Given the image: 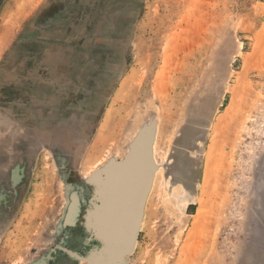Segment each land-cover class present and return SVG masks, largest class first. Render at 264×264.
Masks as SVG:
<instances>
[{"label":"rangeland","instance_id":"374dc122","mask_svg":"<svg viewBox=\"0 0 264 264\" xmlns=\"http://www.w3.org/2000/svg\"><path fill=\"white\" fill-rule=\"evenodd\" d=\"M4 27L0 264L53 250L55 264H80L57 253L76 248L67 188L85 208V176L157 114L160 169L127 264H264V0H0V38ZM163 163L169 190L188 175L198 196L173 217ZM37 185L39 209L27 204Z\"/></svg>","mask_w":264,"mask_h":264},{"label":"bare ground","instance_id":"6f19581e","mask_svg":"<svg viewBox=\"0 0 264 264\" xmlns=\"http://www.w3.org/2000/svg\"><path fill=\"white\" fill-rule=\"evenodd\" d=\"M40 12V11H39ZM191 17V16H190ZM9 20V19H8ZM21 23V22H20ZM181 25V24H180ZM200 25V24H199ZM177 25H175V27H176ZM196 26V25H195ZM180 27V26H179ZM199 28H201V27H199ZM205 28V27H204ZM203 28V29H204ZM195 31H198V30H195ZM176 32V31H175ZM199 32V31H198ZM173 35V34H172ZM198 35V34H197ZM180 36V35H179ZM171 38V37H170ZM177 39H179L178 37H176ZM1 40V39H0ZM175 41H176V39H175ZM170 43V42H169ZM2 44V43H1ZM170 45H172L171 43H170ZM177 48V47H176ZM173 50V49H172ZM176 50V49H175ZM165 52V51H164ZM172 52V51H171ZM166 53V52H165ZM164 53V54H165ZM171 54V53H170ZM172 57H170L169 59H171ZM175 58V57H174ZM165 59V58H164ZM171 62V61H170ZM163 64V63H162ZM168 65V64H167ZM172 65V64H171ZM173 65H174V62H173ZM173 65H172V67H173ZM168 67V66H167ZM163 68H165L166 69V67H164V65H163ZM169 68H170V70H171V67L169 66ZM164 69V70H165ZM168 69V68H167ZM173 69V68H172ZM163 70V71H164ZM169 70V74H168V76L170 77V71ZM162 72V71H161ZM161 72H159V73H161ZM158 73V74H159ZM165 73H166V71H165ZM165 73L163 72V78L164 79H162V76L160 75L159 77L158 76H156V77H158V78H160L159 80L156 78V81H155V84L157 83V85H158V83H159V81H161V83L163 82V84L161 85V83H159V87H160V89L162 90V93L161 92H159V93H161L162 95H164V94H166L167 92L166 91H168V90H166V86L164 87V85H168V83L166 84V83H164V81L163 80H165L166 81V79H168V76H165ZM166 75H167V73H166ZM127 84V83H126ZM162 86L164 87V88H162ZM240 87V86H239ZM129 89H130V87H129ZM157 90H159L158 89V87L156 88ZM166 91H165V90ZM167 89H169V88H167ZM233 89V90H232ZM232 89H230L231 91L230 92H232V96H235V94L237 95V91H238V93L240 92V89H241V87H240V89H237V88H232ZM157 90H155V91H157ZM166 92V93H164V91ZM164 93V94H163ZM121 94V93H120ZM157 94H158V91H157ZM126 95H127V93H126ZM167 96V95H166ZM158 97H161V95L160 96H158ZM168 97V96H167ZM160 99V98H159ZM163 99V98H162ZM166 114V116H168L167 115V113H165ZM170 114H172V113H170ZM110 116V115H109ZM158 114H157V116L155 117V118H150V119H148V122L146 123V124H144L145 126H144V129H146V133H145V137H144V139H142V141L139 143V148L137 149V153L136 154H134V155H146V152H145V148H146V142H148L147 140H148V138H150V136L152 135V129L155 127V133H154V136H153V142H152V159H153V163H154V165H155V167H156V169H155V174H154V179H153V182H152V186H153V183H154V180H155V177H156V174H157V172H158V169H160V165H158L157 164V162H156V159H155V153H154V146H155V141H156V130H157V125H158V122H157V119H158ZM170 116V117H169ZM168 117L169 118H171L172 117V115H169ZM164 117V116H163ZM219 118V117H218ZM171 121H172V119H171ZM108 122V121H107ZM166 122V121H165ZM164 123V122H163ZM162 123V124H163ZM168 123V122H167ZM155 124V125H154ZM108 125V124H107ZM165 125V124H164ZM161 126V125H160ZM213 126V125H212ZM163 127V126H162ZM140 129H141V127H140ZM138 130L135 134H134V136L129 140V142H128V151L125 153V155L122 157V159H124V157L126 156V155H128V154H130V151H131V146H132V143H134V141H135V139L137 138V136H138V134L140 133V131L141 130ZM163 129L164 128H161V130H159L158 132H160L159 134L161 135L162 134V132H163ZM211 129H212V127H211ZM216 129V125H215V128L213 129V130H215ZM145 131V130H144ZM214 132V131H213ZM111 133V132H110ZM110 135V134H109ZM113 135V134H112ZM163 135V134H162ZM107 135H105L104 137H106ZM158 137V136H157ZM107 138V137H106ZM210 139L212 140V138L210 137ZM160 140V139H159ZM167 140V139H166ZM165 140V141H166ZM99 141V140H98ZM100 141H101V138H100ZM107 142V141H106ZM159 142V141H158ZM99 143V142H98ZM102 143V142H101ZM108 143H110V142H107L106 144H108ZM190 143H191V141H187L186 142V144H185V146H186V149H188V148H190ZM116 144V143H115ZM101 145V144H100ZM98 146V145H97ZM96 146V147H97ZM103 146V145H102ZM95 147V148H96ZM210 147V146H209ZM208 148V147H207ZM210 151L209 152H212V150H211V148L209 149ZM94 151H96V149L94 150ZM206 152H207V150H206ZM93 154V153H92ZM96 154V153H95ZM192 155H195L194 154V152L192 153ZM211 155H212V153H211ZM97 156V155H96ZM164 156V155H163ZM205 156H206V153H205ZM94 156H92V158H93ZM139 157V156H138ZM138 157H137V160H138ZM161 157H162V155H161ZM165 157V156H164ZM94 158H96V157H94ZM166 158V157H165ZM205 158V157H204ZM109 159H111L110 157H108L107 159H106V161L101 165V166H99L93 173H91L89 176H85V179L87 180V181H89V183L87 184L90 188V198H89V200H88V202H87V205L85 206V208L84 207H82V201L84 200L83 198H82V193L84 192V190H82V188L80 187V186H75L74 185V187H73V191H70L72 194H74V195H70L69 194V199L71 200L69 203H68V210L66 209V213H65V216H63V218H62V225H64V224H69V222H72V220H73V222H74V226L76 227V226H78V223H82L81 222V220L83 219V218H85V216H86V218L89 220L88 222L90 223V224H92V225H95V226H97V228H100V224H99V222H98V217H99V215H98V213H97V211L95 210V208H94V206H93V204H94V199L95 198H97V197H105L104 199L106 200V202L104 203V205H105V212H104V214H106V217H107V220H108V222H111V221H115V228H114V232L115 231H117V230H120V229H122L121 227L122 226H124V224H125V222L126 223H128L129 222V220H130V218H129V215H128V213H129V209L131 210V208H130V206H132V204L133 203H135V201H136V198H137V196L139 195L138 193H139V189H140V185H139V179H137L136 177H134V176H131V177H129V178H125L126 180H125V182L123 183V186L121 187V188H118L116 191H114V192H111L110 191V189H111V187L109 186V184L111 183V180H112V177H111V175H108V173L106 172V174L105 175H103V177H94L93 175H95V173L99 170V169H101L102 167H104L107 163H108V161H109ZM158 160V159H157ZM163 160H164V158H163ZM208 160V159H207ZM103 162V161H102ZM161 162H162V160H161ZM165 162V161H164ZM95 163V162H94ZM90 164V163H89ZM47 165V164H46ZM92 165V164H91ZM47 166H49V165H47ZM94 166V165H93ZM182 166H183V168L184 167H187L188 165H186V163L185 162H183L182 163ZM162 168H163V170H164V173H165V175H164V173H162L163 175H164V178H165V181L167 182V198H168V200L170 199L171 201H172V206L170 207V209H171V213H172V217L174 216V215H176V211L178 210V208H182V207H187L188 205H190L192 202H195L196 203V199H197V197L198 196H196L195 198H193V199H190V193H192V188H193V184L190 182V180L189 179H187V176L188 175H186L185 177H184V180L182 179L181 181L183 182V183H181L180 185H177V186H175V185H173V186H175L174 188H172V190H169L168 188H170V186L172 185L171 184V179H170V177H166V169H165V165H164V163L162 164V166H161ZM49 168V167H48ZM92 169V168H91ZM185 169V168H184ZM51 170V169H50ZM178 171L176 168L175 169H173V172L175 173V175H176V178L177 179H179L180 178V175L177 173V172H175V171ZM50 173V172H49ZM207 173H208V171H207ZM130 174V173H129ZM41 175L43 176L42 178L45 180V182L46 181H48V178H49V174L47 173V172H45V171H42V173H41ZM209 175V174H208ZM128 176H130V175H128ZM159 177H161V175L160 176H158V178ZM208 177V176H207ZM203 179V178H202ZM40 180V179H39ZM156 181H157V179H156ZM163 181V180H162ZM207 182V181H206ZM38 183H42L43 184V182L41 181V182H39L38 181ZM44 184H46V183H44ZM155 184V183H154ZM159 184V182L158 183H156V187H155V189H154V192H153V194H156L157 196H159L160 197V191L158 190V188H160L162 185H160ZM152 186H151V189H150V191H149V194H148V198H149V195H150V192H151V190H152ZM45 189V187H41V185H37L36 186V188H34L35 189V194H32V196L30 197V199L28 200V206H29V204H31V205H33V203L34 204H36V207L39 209L40 208V202L43 200V198H42V196L43 195H40V194H37L38 192H39V190L40 189ZM77 188V189H76ZM81 189V190H80ZM161 189V188H160ZM202 189V188H201ZM200 189V190H201ZM49 190V189H48ZM47 189H46V191H48ZM157 191H159V194H157ZM35 195V196H34ZM71 196V197H70ZM157 196H153V197H155L154 199H153V197L151 198L152 199V202L150 201L149 203H150V205H152L151 203H153V200H155L156 199V197ZM36 197V198H35ZM200 197V196H199ZM115 198V199H114ZM148 198H147V201H148ZM46 200V199H45ZM85 201V200H84ZM147 201H146V204H147ZM201 201V206H203L204 207V205H203V199L202 200H200ZM91 202H93L92 204H90ZM83 203H85V202H83ZM146 204H145V207H144V212H143V218H142V221H141V223H140V230L139 231H141L142 230V226H143V222H144V214H145V208H146ZM154 204V203H153ZM159 204V203H158ZM30 205V206H31ZM43 205V204H42ZM157 205V204H156ZM34 206V205H33ZM35 207V206H34ZM35 207V208H36ZM70 207V208H69ZM154 207V206H153ZM157 207V206H156ZM158 207H159V205H158ZM155 208V207H154ZM52 209V208H51ZM26 210V209H25ZM24 210V211H25ZM89 210H92V212L90 213V215L89 216H87L88 215V211ZM155 210H157V209H155ZM28 210H26V212H27ZM179 211V210H178ZM29 212H31L32 213V211L31 210H29ZM42 212V211H41ZM200 212H201V210H200ZM153 214V213H152ZM155 214V213H154ZM23 215V214H22ZM22 215H21V217H22ZM28 215V214H27ZM49 215V214H48ZM32 216V215H31ZM181 216V215H180ZM179 216V217H180ZM29 217V216H28ZM158 217V216H157ZM181 218V217H180ZM66 220H67V222H66ZM21 221V220H20ZM65 222V223H64ZM123 222V225L122 226H120V224ZM26 223V222H25ZM21 225H24V223L23 224H21ZM68 226V225H67ZM73 226V227H74ZM107 226V225H106ZM63 227V226H62ZM64 227H65V225H64ZM110 227V225H108V228ZM20 228V227H19ZM26 229V228H25ZM116 229V230H115ZM71 230V232L70 233H72V229H70ZM108 230V229H107ZM111 230V228H109V231ZM17 231H19V230H17ZM20 232H21V229H20ZM19 233V232H18ZM22 234V233H21ZM106 234H109V233H107L106 232ZM24 235V234H23ZM116 235V234H115ZM21 236V235H20ZM19 236V237H20ZM111 236V235H110ZM23 238V237H22ZM111 240L109 241V249L111 250V259L116 255V254H114V253H119L120 252V248H121V245H122V237L121 236H119V234H118V236H111V238H110ZM16 242V241H15ZM14 243V242H13ZM16 244V243H15ZM18 244V243H17ZM136 244H137V240H136V243H135V247H136ZM19 245V244H18ZM20 245H21V243H20ZM112 246L114 247H116L115 248V250H113L112 249ZM83 248V247H82ZM77 251H78V249H76ZM134 252V251H133ZM127 256L125 257V260L127 261ZM110 259V260H111ZM110 260H109V258H108V260H107V263L106 264H109L108 263V261L110 262ZM83 262H86L87 263V261H80V264L81 263H83ZM88 264V263H87Z\"/></svg>","mask_w":264,"mask_h":264},{"label":"water","instance_id":"95a60500","mask_svg":"<svg viewBox=\"0 0 264 264\" xmlns=\"http://www.w3.org/2000/svg\"><path fill=\"white\" fill-rule=\"evenodd\" d=\"M145 133H146V129H144L143 127L140 133L138 134L137 138L135 139L134 143H132L130 154L126 155L124 159H120V160L110 159L104 167L99 169L95 173V175H93L94 177L96 176L103 177V175H105L106 172L108 173V175H111L112 180L111 183L109 184V186L111 187L110 189L111 192H114L118 188H121L125 180L131 176H134L137 179H139L138 182L140 185V189L138 193L139 195L137 196L135 203H133L132 206H130L131 210L129 209V213H128L130 218L129 222L128 223L125 222L124 226H122L123 222L122 223L120 222L121 223L120 226H122L121 227L122 229L114 232L115 221L113 220L111 222H108L106 214H104L105 212L104 203L106 202V200L104 199L105 197H97L93 201L94 202L93 206L99 215L98 222L100 224V228H97V226L90 224L88 222L89 220L85 216V218L81 220L82 222L81 224L82 226H84V232H85V235L83 237L84 245L78 246L76 244V248L73 250H68L62 247L60 248L59 251H57L58 254H61L62 256H66L69 259L76 262L87 261L88 264H106L108 258L109 260L111 259V254H110L111 250L109 249L110 247L108 244L109 241L111 240L110 238L112 235L118 236L119 234V236L122 237V245L120 248V252L114 253L116 255L110 260V262L108 261V263L127 264L125 257L130 256L134 251L135 243L138 238V234L140 230V223L143 218L144 207L148 198L149 191L152 186L155 169H156L153 163L152 151H151L153 136L155 133V127L152 129V135L150 136V138H148L147 140L148 142H146L147 144L145 148L146 155H134L137 153V149L139 148L138 145L142 141V139H144ZM88 183L89 181H87L86 184ZM73 190H74L73 188L72 190L69 188H67L66 190L68 193L67 194L68 202L71 201L69 199V194L71 196L74 195L70 192ZM93 202H91L90 204H92ZM91 212L92 210H89L87 216H89ZM64 225L63 228L70 227L72 229L74 226V222L72 220V222H69V224H64ZM108 225H110L109 227L111 228L110 231ZM106 232L109 234H106ZM70 234L68 238L71 237ZM115 248H116L115 246L114 247L112 246L113 250H115ZM76 249H78V251ZM54 253H56V250L51 251L46 256L41 257L40 259L32 262L31 264H55L56 256L54 255Z\"/></svg>","mask_w":264,"mask_h":264},{"label":"flooded vegetation","instance_id":"af4514ba","mask_svg":"<svg viewBox=\"0 0 264 264\" xmlns=\"http://www.w3.org/2000/svg\"><path fill=\"white\" fill-rule=\"evenodd\" d=\"M72 229H73V231L71 233L72 239L75 241V243L78 246L84 245V243H83V237L85 235L84 226H82V224L78 223V226H76V227L74 226Z\"/></svg>","mask_w":264,"mask_h":264},{"label":"crops","instance_id":"0c3cea01","mask_svg":"<svg viewBox=\"0 0 264 264\" xmlns=\"http://www.w3.org/2000/svg\"><path fill=\"white\" fill-rule=\"evenodd\" d=\"M3 29L6 31V34L3 37L0 38L1 39L0 40V53H1V51H3L4 49L7 48V46H8V40L7 39L9 38L10 33L13 32V28L12 27H6V29L4 27Z\"/></svg>","mask_w":264,"mask_h":264}]
</instances>
